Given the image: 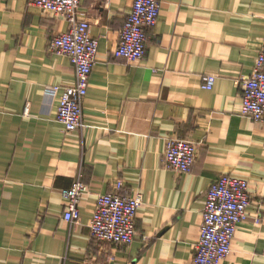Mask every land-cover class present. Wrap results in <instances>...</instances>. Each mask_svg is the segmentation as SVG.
<instances>
[{"label": "crops", "instance_id": "1", "mask_svg": "<svg viewBox=\"0 0 264 264\" xmlns=\"http://www.w3.org/2000/svg\"><path fill=\"white\" fill-rule=\"evenodd\" d=\"M132 3L80 0L97 53L84 127L66 132L55 119L62 90H45L73 80L69 59L48 50L68 22L0 0V264H192L206 191L222 174L248 182L250 205L220 264H264V122L238 113L239 82L264 45V0H159L144 55L130 62L113 52ZM207 74L211 90L200 86ZM168 138L197 144L189 172L161 166ZM79 172L88 191L68 223L61 190ZM118 180L142 194L127 246L89 232L97 196Z\"/></svg>", "mask_w": 264, "mask_h": 264}, {"label": "built area", "instance_id": "2", "mask_svg": "<svg viewBox=\"0 0 264 264\" xmlns=\"http://www.w3.org/2000/svg\"><path fill=\"white\" fill-rule=\"evenodd\" d=\"M27 4L60 16L68 22L66 31L48 42V50L66 56L73 68V80L65 86L51 85L45 95L54 97L61 89L55 119L66 132L84 127L83 101L89 86V77L95 63L97 40L90 35L89 23L79 17L80 0H27ZM159 0H133L132 8L120 30L119 42L113 52L130 62L140 60L145 52L147 30L153 28L159 17ZM215 76L201 77L202 89L211 90ZM241 103L238 113L253 121L264 122V45L255 57L249 77L239 82ZM197 154L192 141L168 138L161 166L178 173L191 170ZM118 180L114 191L100 194L89 222L90 237L97 243L130 245L135 235V218L142 203V194L129 195L122 191ZM88 186L79 172L71 186L61 190L64 203L62 218L68 223L79 220V204ZM250 195L245 179L228 174L220 175L206 191L198 241L194 246L192 264H220L230 253L237 225L249 217ZM258 223L260 217L255 215ZM144 240H148L144 237Z\"/></svg>", "mask_w": 264, "mask_h": 264}]
</instances>
